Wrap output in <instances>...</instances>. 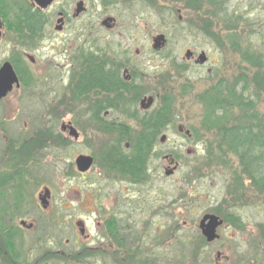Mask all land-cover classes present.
I'll use <instances>...</instances> for the list:
<instances>
[{"label":"rangeland","instance_id":"1","mask_svg":"<svg viewBox=\"0 0 264 264\" xmlns=\"http://www.w3.org/2000/svg\"><path fill=\"white\" fill-rule=\"evenodd\" d=\"M13 1L10 20L12 31H18L27 6ZM78 2L85 11L75 19ZM61 11L68 21L57 34ZM46 13L49 23L41 54H35L39 65L30 96L24 102L11 97L0 103V149L36 131H52L36 161L21 167L17 157L11 161L13 168L28 171L32 184L28 217L34 226L23 234L22 248L32 256L55 242H80V249L103 246L96 250L102 255L49 264H264V189L249 182L248 171L244 175L236 160L223 172L210 167L205 147L216 142V130L202 125L204 98L241 87L257 104L253 124L264 125V0H56ZM157 37L163 44L159 50L153 48ZM5 48L10 46L1 44V59ZM188 51L196 58L204 54L206 64L186 61ZM90 52L97 54L95 64L104 65L110 57L129 62L140 79L139 89L77 92L74 85L86 71L78 59ZM148 96L155 97L154 104L142 112L140 99ZM164 101L171 104L174 120L157 138L144 183L118 179L102 161L104 149L120 144L125 154V144H134L141 122ZM109 105L114 109L104 116ZM68 123L77 139L60 132ZM25 124L24 136L18 129ZM178 126L191 136L178 133ZM259 138L263 148L256 163L264 173V133ZM79 155L94 160L85 175L75 168ZM165 156L177 163L171 176L165 175L173 168ZM43 188L50 191L47 214L37 207L36 195ZM206 214L223 221L216 232L219 239L211 243L200 240L198 226ZM107 218H115L118 238L128 235L133 242L134 258L130 253L128 259L120 252L110 255L107 242L114 241L104 235Z\"/></svg>","mask_w":264,"mask_h":264},{"label":"flooded vegetation","instance_id":"2","mask_svg":"<svg viewBox=\"0 0 264 264\" xmlns=\"http://www.w3.org/2000/svg\"><path fill=\"white\" fill-rule=\"evenodd\" d=\"M12 1L13 0H0V47L1 44L10 46V48L4 49L3 58L2 59L0 58V85L5 84L10 80H12L10 91H8L6 95L0 99V103L11 97H15L17 98V100H20V102H24L30 96L31 88L34 85L35 77L37 74L35 68L37 65H39L37 58H35V54L38 53L41 54L39 52V49L45 37L43 32L49 23L48 18L46 16L47 14L46 11L52 5V4L49 5L45 9H41L36 5V3L31 2L29 0H23V2L27 6L24 12L25 14L24 24L23 25L21 24L22 27L20 30L12 31L13 21L10 20L12 19V17H10L11 15L10 7L11 4L14 2ZM82 6L84 12L85 11L84 4ZM75 11L73 15V18L75 19L78 18L80 14L83 13L81 12L79 15H76ZM67 21L68 18L66 17L63 11L58 13V19L54 27V30L57 34H61L63 32ZM105 25L106 26L108 25L107 22H105ZM9 34L13 35L12 38L14 40H12L11 38L8 40ZM158 38L160 39L161 37H157L154 40V46H156V43L158 42L160 46L158 48H154L153 46V48L157 50H159L161 45H163L161 43L162 38L161 40L156 41ZM14 41L16 42V44H14ZM136 54H138V52ZM80 55L81 56L78 59L79 64L84 63L86 65V70H87V68H89V63L87 61L91 62L90 65L92 67L91 75L92 77H94L95 67L98 65V63L95 64L94 62V60L97 59V54L90 52V53H81ZM201 55L205 57L204 54H200L196 58L193 52L188 51L185 53V59L186 61L193 62L194 65L204 66L206 64L207 59L205 57V62L200 63L199 57ZM113 60L115 59L113 57H110L107 59V62H105L104 65L99 64L104 69L106 74L105 76L109 77L110 79L113 78L118 79L122 84H124V86L133 87L131 88L132 90L139 89L140 86H138L139 85L138 81L140 79L138 76H136V72L135 70L133 71L132 66L127 65L129 62L123 61L122 63H120V62H114ZM253 60H255V58H253ZM97 91L99 92L100 90L97 89L91 90V92L93 93H96ZM118 92L121 93L125 91L119 90ZM233 92H235L239 96V98L240 97L243 98V100L238 101L236 104L232 106L231 109L233 110V114L237 115L236 117H240L239 113L242 112L243 116L247 115L248 117L256 118L257 115H255V113H256L257 104H255L253 96L249 97L248 95H246L245 89H243L242 87L239 89L234 88ZM103 93H107V92H103ZM148 97H152L155 101V97L153 96H148ZM148 97H143L142 99H140V104ZM113 109L114 108H112L111 105L107 106V110L104 112V116H107L108 113ZM148 110L146 111L141 110V111L147 112ZM69 128H73L70 123H68L67 125L62 124L60 127V132L62 134L69 135ZM27 129L28 127L25 124V127L19 128L18 130H23L25 136ZM50 131L51 130L48 128L36 131L31 137L25 139V141L19 143L6 142L3 148L0 149V263L1 264H49L50 262L74 263V262H79L81 256L96 257L98 256V254L99 255L103 254L102 251L96 252L97 249L103 250L102 249L103 246H100L101 248L96 247L93 249L92 248L80 249V245H79L80 242H55L53 245L51 244L52 245L51 249L49 248L40 249L39 254L32 256L30 255L31 250L29 248L27 249L22 248L24 246L23 244L26 243V242H22L23 234L30 233L31 231H33V226H34L30 217H28L31 214V210H32V207H30L32 202V189H31L32 184H31V180L28 178V171L26 169L20 171V169L18 168H13L14 165L11 163V161L14 160V162H16L15 160L17 157L19 164L18 167L20 165L27 166L28 162L36 161L39 157V154L42 152L43 147L48 143ZM74 131L76 132L75 129ZM187 132L189 133L188 137H190L191 132L188 130ZM261 132L263 131L261 130ZM21 133H18L20 138H21ZM76 134L78 136L77 132ZM34 144H37L35 150H33L32 148ZM124 148L125 150H127V152L130 150V146L128 144H125ZM154 151L155 148L153 149L149 159H151L152 155L155 156ZM121 152L123 153L124 151L121 150ZM127 152H125V154L123 153L124 156L125 155L128 156ZM79 156H86V155H79ZM163 158L164 160L169 161V165L171 160H173V168L166 171V173H168L169 171L173 170L172 172L173 174L177 166L176 161L171 156H165ZM92 161H93L92 166L88 171L84 173L78 172L77 169L76 171L80 175H85L92 169L94 164L93 158ZM108 169H110L113 172H117L115 174L118 179L127 182L129 181L131 182V184H135V185L144 183V179H145L144 176L146 175V171H147V168L145 169L142 168L140 170L141 174L139 175V177L136 176L131 177L126 173H122V171H120L119 166L113 168L112 166H110ZM36 186L38 185L36 184ZM36 197L38 200L37 207H39L41 213L47 214L49 210L48 204L50 200V191L47 188H43V191L39 192L36 195ZM206 215H213V214H206ZM218 219L221 220L220 218ZM79 225H82V223H78L77 226ZM222 225H223V221H222ZM103 229L105 232L104 233L105 237L110 240L112 239L114 241V242H107L110 255H117L120 252V254L124 253V258L128 259V253H130V255L134 258L135 253L130 249L133 247L132 246L133 242L127 240L129 239L128 235L127 236L121 235V238H118L119 235H115L116 236V240H115L113 236H111L112 233L109 232L111 230L114 231L119 229L115 222V218H110V219L107 218L103 223ZM81 233L82 235L84 234V229L81 230ZM136 251H138V248Z\"/></svg>","mask_w":264,"mask_h":264},{"label":"trees","instance_id":"3","mask_svg":"<svg viewBox=\"0 0 264 264\" xmlns=\"http://www.w3.org/2000/svg\"><path fill=\"white\" fill-rule=\"evenodd\" d=\"M87 62L89 68L83 73L80 82L74 85L81 95L90 93L92 89L102 92H118L119 90L127 92L129 90V87L124 86L118 79L106 77L104 69L99 64L95 67V75L92 77L91 62ZM240 100H243V98H239L233 90L230 93H225V96L206 97L202 100L204 103L203 128L205 130H216L214 135L216 142L211 144L210 148L205 147L206 154L213 161L209 163L210 167L218 166L222 172L228 167L231 168L230 165L233 161L240 162L244 168V175H246V171L249 173V182L253 181L258 188L264 189L262 166L256 163L258 151L263 148H260L262 140L259 138V133H264V125L262 123L261 125H254L256 118L247 115L243 118H237V115L233 114L231 108ZM173 120V108L169 102L164 101L161 108L150 116L148 121L141 122L142 130L131 146L130 154L124 156L120 144H112V147L107 146L103 151L102 161L104 165L107 168L119 166L122 173H126L131 177H139L140 170L146 168L157 138L170 126ZM36 146L37 144L32 146L33 150ZM194 172H197V169ZM253 172L255 176H252ZM235 175L233 173V176ZM109 232L116 240L115 231L111 230ZM200 240L202 243L204 242L203 238Z\"/></svg>","mask_w":264,"mask_h":264},{"label":"water","instance_id":"4","mask_svg":"<svg viewBox=\"0 0 264 264\" xmlns=\"http://www.w3.org/2000/svg\"><path fill=\"white\" fill-rule=\"evenodd\" d=\"M29 1L36 3V5L38 7H40L41 9H45L49 5H51L52 2H54L55 0H29ZM82 5H83L82 2H79L76 5V11H75L76 15H79L81 12H83V6ZM158 40H161V38L160 39L158 38L156 41H158ZM159 46H160V44L158 42V43H156V46H154V48H158ZM199 61H200V63H204L205 57L203 55H201L199 57ZM11 83H12V80H10L9 82H7L5 84L0 85V99L3 98L8 91H10ZM153 102H154V99L152 97L146 98L140 104V109L142 111H146V110L150 109L151 106L153 105ZM177 131H178V133H183V127L178 126ZM185 134L189 135V133L187 131L185 132ZM69 136L73 137L74 139H76L78 137L73 128H69ZM92 163H93L92 158L88 157V156H79L75 160L76 169L80 173H84V172L88 171L90 169V167L92 166ZM170 165H173V160H171ZM172 172H173V170L166 173V175L169 176L172 174ZM221 225H222V220H219L216 216L206 215L201 219L198 227H199L201 235L205 239V241L207 243H211L214 240L219 239V236L217 235L216 232H217V229Z\"/></svg>","mask_w":264,"mask_h":264}]
</instances>
